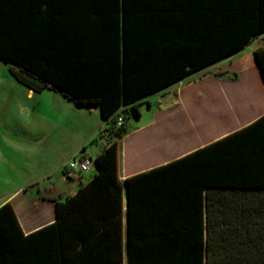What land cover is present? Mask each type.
<instances>
[{"label": "trees", "instance_id": "trees-1", "mask_svg": "<svg viewBox=\"0 0 264 264\" xmlns=\"http://www.w3.org/2000/svg\"><path fill=\"white\" fill-rule=\"evenodd\" d=\"M263 34L264 0H0V61L10 75L97 107L96 140L105 141L92 178L55 202L53 223L24 234L12 205H0V264H264V114L118 176L137 100ZM253 57L264 78V46Z\"/></svg>", "mask_w": 264, "mask_h": 264}, {"label": "rangeland", "instance_id": "rangeland-1", "mask_svg": "<svg viewBox=\"0 0 264 264\" xmlns=\"http://www.w3.org/2000/svg\"><path fill=\"white\" fill-rule=\"evenodd\" d=\"M234 67H214L213 73L220 79H228L238 71L237 65ZM239 76L236 92L232 86L229 91L224 85L211 89L203 86L198 112L192 117L183 114L175 119V123L189 124L190 118H202L208 122L205 127L211 123L208 127L218 130L239 127L255 119L264 111V89L255 70L246 69ZM28 93L34 92L19 84L8 72V65L0 61V203L35 180L38 184L29 189L54 186L61 193L71 192L73 183L65 180L63 172L73 144L81 142L92 155L105 145L104 139L96 140L103 122L95 107L77 106L51 90L45 89L30 96ZM233 101L236 105H244L241 108L244 113L237 114L235 118L229 111V104ZM239 111L237 109V113ZM140 112L138 119L125 118L126 132L119 141L123 151L127 148L132 152L142 143L135 129L151 120L152 111L141 106ZM206 135L208 133L203 137ZM94 173L95 167L91 166L87 173L76 176L87 180ZM32 196H36V191Z\"/></svg>", "mask_w": 264, "mask_h": 264}, {"label": "crops", "instance_id": "crops-1", "mask_svg": "<svg viewBox=\"0 0 264 264\" xmlns=\"http://www.w3.org/2000/svg\"><path fill=\"white\" fill-rule=\"evenodd\" d=\"M263 46L264 37L253 41L250 45H248L241 51L224 60L212 64L173 84H170L154 93H151L137 100L136 104L138 105L140 116V109L141 106H143L146 107V111H152V118L151 120L142 124L138 129H135L138 131V136L142 140V143L136 149H133L134 151L131 152V150H128L127 148H125L123 151L122 146H119V179L123 181L125 178L131 175L149 170L160 165H164L172 160L180 158L249 124L256 118L264 114V111H262L257 115L255 119L247 121L246 124L240 125L239 127L236 126L235 128H219L218 130L216 127H208V125H210L211 123L208 124L207 127H205L206 123L208 122L204 121L202 118L199 120L190 118L189 124L175 123V119L179 116H182L183 114H188L192 117L193 113L198 112V103L202 99L200 93L203 89V86L211 89L220 85H224L225 88H228V91L232 86L233 92H236V84H240L239 75H241V73L246 69L249 71L255 70L257 78L264 89L263 78L260 74L259 67L253 57V51ZM233 57L238 58L231 61L230 59ZM225 62H227L226 65H221ZM229 65L231 67L237 65L238 67V71H234L236 73H233V77H229L228 79H220L216 73H213L214 67L224 68L228 67ZM239 68H241L242 70L240 71ZM34 93H28L27 95L30 96ZM242 106L244 105H236L235 102L229 104V107L231 109L229 111L232 112L234 118L237 114L239 115L240 113H244V109L241 110ZM95 108L97 109L99 115L98 108ZM237 109L240 110L239 113H237ZM101 127H103V124L101 125ZM204 133H208V135H206V137H203ZM158 138H160L159 142L157 141ZM83 147L85 146H82L81 142L73 144L71 150L68 153L69 157L77 153ZM102 149L103 145L96 149L95 154L93 155L89 153L88 150L86 151V148L83 150V153L92 159L91 166L95 167V172L96 166L93 160L95 156L102 151ZM68 155L66 157H68ZM69 157L67 158V160L69 159ZM63 173L66 177L65 180L67 182L73 183L71 192L61 193L57 191L58 189H55L54 186L44 187L43 189L36 187L35 190L29 189L30 187L38 184V180H35L34 182L26 185L23 188L17 189L11 196L0 203L1 205L5 202H9L12 205L17 216L20 228L24 234H29L43 226L53 223L55 221V202L62 201L66 196L73 195L79 188L81 183H86L92 178L91 177L86 180L82 176H76V174L68 173L67 170H65ZM33 191H36V196H32ZM17 197L20 198L15 201Z\"/></svg>", "mask_w": 264, "mask_h": 264}, {"label": "built area", "instance_id": "built-area-1", "mask_svg": "<svg viewBox=\"0 0 264 264\" xmlns=\"http://www.w3.org/2000/svg\"><path fill=\"white\" fill-rule=\"evenodd\" d=\"M264 37V34L262 36H259L256 40L261 39ZM115 124L116 126H120L123 123V117L118 113V115L115 117ZM92 164V159L89 156H86L83 153V150L80 149L77 153L73 154L66 163V170L68 173L71 174H81V173H87L90 169V166Z\"/></svg>", "mask_w": 264, "mask_h": 264}, {"label": "water", "instance_id": "water-1", "mask_svg": "<svg viewBox=\"0 0 264 264\" xmlns=\"http://www.w3.org/2000/svg\"><path fill=\"white\" fill-rule=\"evenodd\" d=\"M259 71H260V69H259ZM260 74H261V76H262V73H261V71H260ZM262 78H263V76H262ZM263 81H264V78H263Z\"/></svg>", "mask_w": 264, "mask_h": 264}]
</instances>
